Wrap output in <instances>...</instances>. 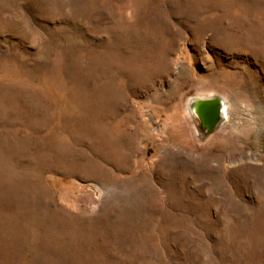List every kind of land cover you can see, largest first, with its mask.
<instances>
[{
	"label": "rangeland",
	"instance_id": "1",
	"mask_svg": "<svg viewBox=\"0 0 264 264\" xmlns=\"http://www.w3.org/2000/svg\"><path fill=\"white\" fill-rule=\"evenodd\" d=\"M0 264H264V0H0Z\"/></svg>",
	"mask_w": 264,
	"mask_h": 264
},
{
	"label": "bare ground",
	"instance_id": "2",
	"mask_svg": "<svg viewBox=\"0 0 264 264\" xmlns=\"http://www.w3.org/2000/svg\"><path fill=\"white\" fill-rule=\"evenodd\" d=\"M211 98L215 99L208 103V99ZM230 103L221 95L215 93L196 95L188 99L186 104L187 113L192 117V126L200 140L208 137L209 131L205 128L206 119L213 120L216 115H219L221 117L219 125L231 119L232 107Z\"/></svg>",
	"mask_w": 264,
	"mask_h": 264
},
{
	"label": "water",
	"instance_id": "3",
	"mask_svg": "<svg viewBox=\"0 0 264 264\" xmlns=\"http://www.w3.org/2000/svg\"><path fill=\"white\" fill-rule=\"evenodd\" d=\"M215 98L208 99V103H211ZM218 112V111H217ZM221 121V117L219 115H216V117L213 120L206 119L205 122V128L208 129V131L213 130L215 127L219 125V122Z\"/></svg>",
	"mask_w": 264,
	"mask_h": 264
}]
</instances>
